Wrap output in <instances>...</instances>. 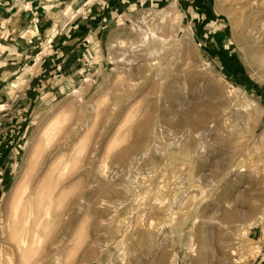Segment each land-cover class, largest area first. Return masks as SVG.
<instances>
[{"label":"rangeland","instance_id":"1","mask_svg":"<svg viewBox=\"0 0 264 264\" xmlns=\"http://www.w3.org/2000/svg\"><path fill=\"white\" fill-rule=\"evenodd\" d=\"M54 1L0 0V264H264V0Z\"/></svg>","mask_w":264,"mask_h":264},{"label":"crops","instance_id":"2","mask_svg":"<svg viewBox=\"0 0 264 264\" xmlns=\"http://www.w3.org/2000/svg\"><path fill=\"white\" fill-rule=\"evenodd\" d=\"M56 1V0H55ZM55 1H54V3H55ZM58 1V0H57ZM73 2V5H72V7H71V4H72V2ZM80 1H82V4L80 5V7L81 8H78L79 10H77V8H76V10H75V4H74V2H75V0H60L59 1V3H58V6H59V11H65V12H68V15H66V16H68V18H70V16H75L76 15V13L74 12V11H76L77 13L78 12H80L81 11V13H78V14H85L86 13V9H84L83 7L88 3V2H90L91 0H80ZM79 1V2H80ZM118 1H120V0H103V2L104 3H106V6H108L109 4H113V5H119V3H118ZM31 1H29L26 5H29L30 7H31V5H32V3H30ZM71 3V4H68V6H66V3ZM73 6H74V8H73ZM88 16L89 15H92L91 13H92V8H90V10L88 9ZM66 14V13H65Z\"/></svg>","mask_w":264,"mask_h":264}]
</instances>
